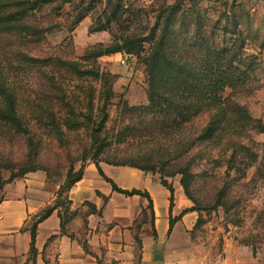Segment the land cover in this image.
<instances>
[{"label":"rangeland","instance_id":"374dc122","mask_svg":"<svg viewBox=\"0 0 264 264\" xmlns=\"http://www.w3.org/2000/svg\"><path fill=\"white\" fill-rule=\"evenodd\" d=\"M33 1L0 0V15ZM176 1L50 0L21 20L0 24V108L8 95L26 131L0 120V177L35 166L59 189L69 173L93 160L144 167L167 184L179 183L180 172L189 169V193L198 208L193 239L217 254L227 243L245 246L264 262V0H194V15L204 32L212 31L215 46L222 30L234 28L235 16L246 39L244 55L257 58L251 92L226 90L218 107L175 129L124 109L148 103L145 66L160 33L158 15ZM191 20L186 16L179 24L183 37ZM117 47L116 53L92 57L98 49ZM63 61L94 73L79 76ZM105 82L111 84L108 95ZM208 128L214 131L202 140Z\"/></svg>","mask_w":264,"mask_h":264},{"label":"crops","instance_id":"0c3cea01","mask_svg":"<svg viewBox=\"0 0 264 264\" xmlns=\"http://www.w3.org/2000/svg\"><path fill=\"white\" fill-rule=\"evenodd\" d=\"M99 167L118 188L147 192L151 211L146 198L112 191L95 164L89 162L81 180L67 194L71 210L79 215L66 226L64 234L57 210L37 225L34 264H264L245 246L227 243L217 254L193 239L198 214L192 211L193 203L179 183L169 184L171 193L153 174L105 163ZM57 190L40 172L4 186L0 264H31L29 223L52 204ZM85 203L101 209V215L84 216ZM170 220L174 221L171 229Z\"/></svg>","mask_w":264,"mask_h":264},{"label":"trees","instance_id":"16d2710c","mask_svg":"<svg viewBox=\"0 0 264 264\" xmlns=\"http://www.w3.org/2000/svg\"><path fill=\"white\" fill-rule=\"evenodd\" d=\"M50 0H35L26 4L15 12H11L6 16L0 15V24L10 23L21 20L33 8H39L41 4L47 3ZM71 0H64L69 2ZM188 3V7L184 3ZM185 7V9H184ZM194 0H177L172 5L167 6L159 12L158 20H161L160 33L154 41V46L151 54L146 60L145 73L147 76V105L138 108L127 107L123 104L124 109L139 110L144 117L149 116L155 123H159L161 127L179 128L190 122L194 117L199 115L203 110H208L218 107L222 103L223 95L226 90L231 91H252L250 81L252 74L257 70L255 55H244L243 49L246 39L243 38L242 32L237 30L235 16H232L234 28L231 30H222L223 40L220 45H214L212 31L204 32L201 20L194 15ZM82 16V12H78L76 20ZM192 18L190 31L186 32L184 37L181 34L179 24L183 23L185 18ZM114 14L107 18L106 23H109ZM229 19L228 17L226 18ZM103 30V26L98 27L95 31ZM34 33V31L32 30ZM188 32L190 34H188ZM136 42H131L127 46V53L130 54L131 47ZM119 51V47L100 50L98 49L93 54V59H97L103 55L113 54ZM28 60V58H24ZM32 62H39L36 59H30ZM42 62V61H41ZM63 68L73 71L79 76L86 75L94 70L80 71L81 69L73 63L60 62ZM80 69V70H79ZM94 69V68H93ZM97 77L96 74H94ZM105 77H111L109 74ZM111 82V81H110ZM107 85V95L111 93V84ZM1 87V85H0ZM1 89V88H0ZM4 94V91L1 90ZM5 96L6 107L0 108V120L16 127L23 132H26L18 118L12 100L8 95ZM79 124L74 123L72 127H78ZM214 129L208 128L201 136L202 140L209 138ZM123 139L115 138L116 143L123 142ZM107 146V143L104 144ZM246 154V159H254L252 154H248L247 148H240ZM237 163L236 153L231 157V163ZM99 175L103 180L111 186L112 191L125 195L126 197L140 196L149 201V210L151 211V200L147 192H142L136 189L123 190L118 188L115 183L107 178L99 167V162L93 160ZM112 166H128L139 169L143 172H149L147 168L138 167L136 165H126L123 163L111 164ZM248 168V166H247ZM37 167L23 166L16 172H11L7 179L0 177V193L6 184L12 183L15 179H21L28 173L37 172ZM84 167L71 174L66 178L65 186L59 187L55 193V199L52 204L46 207L41 213L34 216L29 223L28 230L30 231L31 242L28 261L34 264L37 250L35 248L36 229L37 225L47 219L53 211H58L60 219L61 232L66 233V226L75 219L79 213L77 210H71V201L68 199V191L71 187L81 180ZM181 185L185 196L192 202L189 193V185L191 182V174L189 169H184L180 172ZM161 185L166 187L171 193L173 192L171 185L166 181L161 180ZM2 197H0L1 201ZM172 203V195L170 198ZM87 211L84 216L95 214L101 215V209L90 203H85ZM192 211L197 212L198 208L193 205ZM146 212H143V215ZM173 220H170V229L173 225ZM139 244V238L135 237Z\"/></svg>","mask_w":264,"mask_h":264},{"label":"built area","instance_id":"2783aa9c","mask_svg":"<svg viewBox=\"0 0 264 264\" xmlns=\"http://www.w3.org/2000/svg\"><path fill=\"white\" fill-rule=\"evenodd\" d=\"M120 63H121V64H124V63H125V62H124V59H121V60H120Z\"/></svg>","mask_w":264,"mask_h":264}]
</instances>
